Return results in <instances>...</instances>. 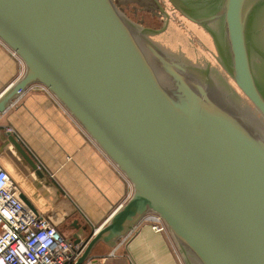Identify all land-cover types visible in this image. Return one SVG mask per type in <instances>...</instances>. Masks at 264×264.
<instances>
[{"label":"water","instance_id":"water-1","mask_svg":"<svg viewBox=\"0 0 264 264\" xmlns=\"http://www.w3.org/2000/svg\"><path fill=\"white\" fill-rule=\"evenodd\" d=\"M168 2L209 34L264 120V81L252 61L257 51L264 65L253 39L264 32V0ZM166 22L140 26L115 0H0V39L25 66L0 95V113L29 86H45L132 184L103 225L79 223L73 242L88 238L73 264L98 243L116 245L149 211L185 264H264V134L207 66L152 38ZM1 134L29 162L14 137Z\"/></svg>","mask_w":264,"mask_h":264},{"label":"crops","instance_id":"crops-1","mask_svg":"<svg viewBox=\"0 0 264 264\" xmlns=\"http://www.w3.org/2000/svg\"><path fill=\"white\" fill-rule=\"evenodd\" d=\"M24 69L23 61L0 39V95ZM3 132L14 137L29 162L17 154L13 143L4 144ZM0 167L21 201L24 197L73 241L79 223L97 229L133 191L130 181L81 125L38 85L29 86L0 113ZM81 238L85 243L88 236ZM118 242L96 244L82 264H185L171 234L155 232L145 222Z\"/></svg>","mask_w":264,"mask_h":264},{"label":"rangeland","instance_id":"rangeland-1","mask_svg":"<svg viewBox=\"0 0 264 264\" xmlns=\"http://www.w3.org/2000/svg\"><path fill=\"white\" fill-rule=\"evenodd\" d=\"M116 3L130 20L140 26L161 29L167 20L163 31L152 38L181 58L207 66L223 95L234 107L239 106L244 113L241 114L264 134V120L230 78L208 33L182 17L168 0H116ZM263 34L253 35L254 44L261 50L264 49ZM252 61L261 77L264 65L257 51H252Z\"/></svg>","mask_w":264,"mask_h":264},{"label":"built area","instance_id":"built-area-1","mask_svg":"<svg viewBox=\"0 0 264 264\" xmlns=\"http://www.w3.org/2000/svg\"><path fill=\"white\" fill-rule=\"evenodd\" d=\"M33 85L47 90L41 84ZM140 222L155 232L167 231L162 218L152 211ZM84 247L83 241L75 244L66 239L47 218L27 207L8 173L0 167V264H73Z\"/></svg>","mask_w":264,"mask_h":264},{"label":"bare ground","instance_id":"bare-ground-1","mask_svg":"<svg viewBox=\"0 0 264 264\" xmlns=\"http://www.w3.org/2000/svg\"><path fill=\"white\" fill-rule=\"evenodd\" d=\"M261 74H262V80L264 81V70H262Z\"/></svg>","mask_w":264,"mask_h":264},{"label":"flooded vegetation","instance_id":"flooded-vegetation-1","mask_svg":"<svg viewBox=\"0 0 264 264\" xmlns=\"http://www.w3.org/2000/svg\"><path fill=\"white\" fill-rule=\"evenodd\" d=\"M115 2H116V0H115Z\"/></svg>","mask_w":264,"mask_h":264}]
</instances>
